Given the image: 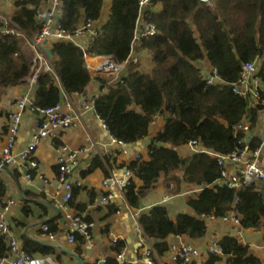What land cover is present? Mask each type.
I'll return each mask as SVG.
<instances>
[{"label": "trees", "instance_id": "trees-1", "mask_svg": "<svg viewBox=\"0 0 264 264\" xmlns=\"http://www.w3.org/2000/svg\"><path fill=\"white\" fill-rule=\"evenodd\" d=\"M45 0H15L8 25L25 36L0 34V86L21 83L31 71L33 52L27 42L41 30L43 19L38 9ZM103 0H61L58 25L74 35L80 23L96 21ZM159 5L158 9H152ZM138 0H111L105 21L96 29L83 50L73 41L52 40L49 44L51 71H39L31 96L34 107H48L58 103L62 94L80 95L95 80L98 92L92 96L95 114L102 120L109 134L122 143H133L149 135V128L157 115L163 123L150 138L146 158L139 155L126 165L131 173L122 190L130 207H139L141 199L158 183H170V195L181 192L182 184L196 188L192 195L183 198L190 212L178 211L169 216V203H156L138 216V223L147 239L152 241L154 253L162 256L168 251L170 235L202 237L207 230V217L220 218L232 212L243 228H261L264 242V187L253 183L238 189L216 182L220 175L216 156L195 151L181 156L176 147L195 140L201 148L215 153H228L244 145L255 148L259 136L253 133L259 113L264 111V0H150L142 13L143 22L152 23L156 32L135 40L139 18ZM135 42L147 52L152 66L141 71L137 60L131 57ZM85 55L111 56L123 71L116 79L104 74L91 76L85 66ZM206 60L210 75L217 76L207 82L197 65ZM255 62L254 77L260 81L259 99L252 102L233 92L242 65ZM214 72V73H213ZM243 120L249 122V131L235 126ZM104 159L94 156L80 176L101 168L108 175ZM133 177L141 181L136 185ZM79 185L72 184L68 204L83 214L87 205L95 204L94 190H88V200L77 202ZM7 193L5 180L0 174V201ZM99 198V197H98ZM20 210L26 219L41 221L47 232L57 231L56 217L48 218L52 202L43 194L28 190L22 192ZM171 206V205H170ZM117 210L107 206L102 216L108 218ZM86 220L90 215L83 214ZM108 222L103 233L108 231ZM74 252L81 255L87 241L84 235L74 232ZM222 255L208 253L204 264H261L246 243L236 236L225 234L217 239ZM27 253L54 254L48 244L37 243L21 236ZM124 248L116 240L110 250L116 255ZM8 250L7 241L0 237V256ZM154 264L156 259L152 256ZM116 257L107 256L104 264H117ZM182 262L177 261V264ZM82 264H93L83 262ZM120 264H137L122 261ZM187 264H195L194 260Z\"/></svg>", "mask_w": 264, "mask_h": 264}, {"label": "crops", "instance_id": "crops-1", "mask_svg": "<svg viewBox=\"0 0 264 264\" xmlns=\"http://www.w3.org/2000/svg\"><path fill=\"white\" fill-rule=\"evenodd\" d=\"M14 1L0 0V17L8 18L11 15ZM110 3L111 0H103L99 18L91 24L89 29L81 30L73 37V42L76 45L87 47V42L91 39L92 32L96 31L105 21ZM158 8L159 5H155L152 9ZM47 10L48 3L44 1L38 9V17L41 20L44 18ZM79 27H82V23H80ZM51 41L49 39L45 45L42 44V48H49ZM133 48L131 57H134V60H138L139 65L141 58L150 60L147 52L140 49L137 42H135ZM99 60L97 56L86 55L85 65L91 64L92 66H96ZM208 67L210 68L209 65ZM87 69L91 76H95L98 73L94 72L93 69ZM34 87L35 84L30 87L26 80L15 85L0 86V154L6 144L8 119L14 109L15 100L25 92H28L32 96ZM87 87L89 88V97L87 99L89 102L92 100V96L98 92L99 84L95 80H92ZM68 97L70 99V106L64 105L63 108L75 112L78 118L72 126L59 131L54 137L39 140L34 151V158L38 162V168L32 172V177L27 179L23 169L17 162L8 164L1 173L7 186V193L4 198L16 200V205L11 207L7 218L20 243L21 236L23 235L30 241L48 244L55 249L54 254L50 255L33 253L36 260L35 264H82L85 261L92 262L93 264H104L107 256L116 257L115 253L110 250L111 240L114 238L124 242L122 261L135 263V261L141 260L143 253V249L138 245L134 233V226L138 216L151 205L164 202H168L171 205L170 207L181 208L183 212H190L189 209L186 211L183 205V198L187 195H192L196 191V188L182 184L179 194L170 195L166 191L170 183H165L164 185L158 183L154 189L141 199L139 207H130L117 188L105 187L102 181L108 176L123 177L128 170L126 165L130 160L137 158L139 155L142 158H146L147 144L162 125V116L157 115L154 121L151 122L147 137L133 143L121 144L109 134L101 119L97 117L92 109L83 110L82 105L79 106L78 101L74 100L72 96L68 95ZM35 120L36 114L28 108L25 109L14 135L15 153H18L28 143L32 133L35 132ZM250 134L252 136L253 134L258 135L259 140L264 135V114L262 116L259 115L253 133ZM60 145L67 146L68 149L77 152L75 162L69 165L70 172L67 174V178L72 184L80 186L76 195V201L86 202L89 196V189L94 190L96 194L95 199H97V207L95 204H89L83 212V214L91 216L94 226L90 231V237L86 241L84 250L80 256L74 252V243L67 241L64 221L61 210L58 208V204L63 199V184L58 180L59 171L56 164V148ZM182 146L184 147L183 154L179 153L176 149L181 156H188L194 152L187 143ZM94 156H99L102 159L108 158V163H105L108 175H105L103 170L98 167L84 177H81L80 171L87 168ZM133 181L136 185L141 184V181L136 177H133ZM24 190L35 194L42 193L44 200L52 202L48 218L59 215L55 218L57 231L54 233L55 235L52 239H49L42 229L43 223L41 221H32L23 216L19 200ZM106 191L113 193V205L116 206L117 210L108 218L103 219L102 216L107 212L108 205L102 206L98 201ZM107 222L109 224L108 231L107 233H103L102 229ZM206 225L207 230L202 237L192 239L185 235H170L167 241L169 245L184 242L192 243L200 251L199 256L194 259L195 264H204L207 257V253L205 252L206 245L213 239H218L222 235L229 234L236 236L242 243H246L249 249L260 258L261 264H264V242L262 241L261 228L242 227L241 234L236 235L239 228L231 221L225 222L220 218H208L206 219ZM154 258L157 264H177L170 260L168 251L162 256H158L155 253ZM116 259L118 260L117 264H120L121 261L117 257ZM139 264L143 263L140 262ZM217 264L226 263L224 260H221Z\"/></svg>", "mask_w": 264, "mask_h": 264}, {"label": "built area", "instance_id": "built-area-1", "mask_svg": "<svg viewBox=\"0 0 264 264\" xmlns=\"http://www.w3.org/2000/svg\"><path fill=\"white\" fill-rule=\"evenodd\" d=\"M48 3V10L43 18V24L41 30L37 35L27 42L28 49L33 52V59L31 65V72L23 78L31 87L36 82V76L41 71H51L49 64V58L45 54L42 48V42L44 40H66L73 41V37L81 30L89 29L93 22L83 24L78 28L74 35H71L64 31L58 25V16L61 9V0H45ZM150 0H138L139 18L135 29V40L142 36H151L156 32V28L152 23L143 22L142 13L144 8L149 4ZM0 34L14 35L18 39L25 38L21 31L8 25L7 18L0 17ZM95 34L92 32L91 38ZM83 50L85 47H81ZM86 56V55H85ZM99 62L96 66L91 64L85 65L86 68L94 70V72L104 74H114L119 70V64L116 63L111 56H97ZM136 61V60H134ZM255 69V62H245L242 65L241 72L238 80L233 84V92L242 97H249L252 102H256L259 99L258 89L261 87L260 81L254 77L253 71ZM214 73V72H213ZM218 79L217 76H211L207 78V82H211ZM64 98V99H63ZM69 97L66 94H62L61 100L48 107L40 108L34 107L31 101V95L28 92L21 94L14 102V109L9 115L7 132H6V144L2 148L0 154V174L5 167L12 163L17 162L24 171V175L27 179L32 177V172L38 168V162L34 158V151L40 139L54 137L59 131L72 126L77 120V114L70 110H65L63 106H70ZM264 103V99L261 101ZM30 109L36 114V120L34 122L35 132L32 133L28 143L18 152H14V135L18 129L19 122L25 109ZM83 110L93 109V101H85L82 104ZM98 117V116H97ZM102 122V120H101ZM105 126V125H104ZM236 129L244 132L249 131V122L243 120L241 123L235 126ZM249 135V134H248ZM247 135V136H248ZM245 144L248 142L247 137L244 139ZM123 144L122 142H118ZM187 145L191 150L207 152L216 156L217 165L220 167V175L216 182L220 185H225L228 188L238 189L240 187L248 186L256 183L264 187V135L260 138L258 145L255 148H249L244 145L238 150H233L228 153H215L211 150L201 148L195 140H190ZM77 156L76 151H72L67 146L60 145L56 148V164L58 168V180L63 184V199L58 204L59 210H61L62 219L64 221V227L66 232V238L69 243H73V233L78 232L87 238L90 237V231L94 226V222L86 220L83 215L76 213L72 207L69 206L68 200L71 197L72 183L67 178V174L70 172V164L75 162ZM131 177L129 170L121 178L108 176L102 181L103 186L109 188H117L122 194L124 186L128 183V179ZM98 203L100 205L114 204V195L110 191H106L101 195ZM16 205V200L12 198H2L0 201V237L4 238L8 244V250L6 254L0 256V264H35V258L33 254L27 253L22 244L18 240L11 224L7 218L8 212L11 207ZM212 218L207 217L205 219ZM222 221H231L239 228L236 235L241 234L242 226L239 222V218L234 216L232 212L220 217ZM42 229L47 232V226L43 225ZM134 233L138 245L143 249L141 260L135 261L139 264H154L152 256H154V250L152 247V241L147 239L144 235L138 220L135 222ZM49 239L54 237V233H46ZM116 239L111 240L113 244ZM169 258L173 263L177 261L181 264H187L197 258L200 254L199 249L190 242L171 244L168 248ZM205 252L214 253L216 255H222V248L219 246L217 239L211 240L205 247ZM116 255V254H115ZM116 257L122 262L123 250L116 255Z\"/></svg>", "mask_w": 264, "mask_h": 264}, {"label": "rangeland", "instance_id": "rangeland-1", "mask_svg": "<svg viewBox=\"0 0 264 264\" xmlns=\"http://www.w3.org/2000/svg\"><path fill=\"white\" fill-rule=\"evenodd\" d=\"M137 63H138V60H137ZM197 65L202 70L204 76L210 75V68L208 67V63L205 60L199 61L197 63ZM151 66H152V63H151V61L149 59H146V58L143 59V58H141L140 65H139V69L141 71H148V70H150ZM123 69H124L123 65L122 64H119V70L116 73H114V74H104V73H97V74H104V75H106L108 77H112L114 79V78H117L119 76V74H121V72L123 71ZM259 114L262 116V114H264V111H262ZM181 146L176 147V149H177V151L179 153L183 154L184 153V150H183L184 147L183 146L181 147ZM169 207H170V205H169ZM184 207H185L186 211H188V208L185 205H184ZM176 211H181V208L170 207L169 208V213H168L169 216L170 217H174V215L176 214Z\"/></svg>", "mask_w": 264, "mask_h": 264}, {"label": "water", "instance_id": "water-1", "mask_svg": "<svg viewBox=\"0 0 264 264\" xmlns=\"http://www.w3.org/2000/svg\"><path fill=\"white\" fill-rule=\"evenodd\" d=\"M47 43V40H44L43 42H42V44L43 45H45ZM44 52H45V54L47 55V57L48 58H51V52H50V49L48 48V47H44ZM72 96V98L74 99V100H76V101H78V104H79V106H81L82 104H83V102H85V101H87V99H88V97H89V88L86 86L85 88H84V90L82 91V93L78 96L77 94H72L71 95ZM252 137V135L251 134H249L248 136H247V141H249L250 140V138ZM82 262V261H81ZM83 263V262H82Z\"/></svg>", "mask_w": 264, "mask_h": 264}]
</instances>
